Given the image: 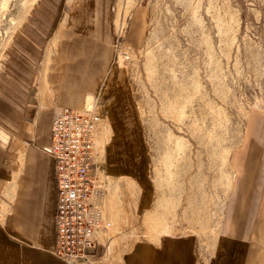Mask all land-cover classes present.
I'll return each instance as SVG.
<instances>
[{"label": "crops", "instance_id": "crops-1", "mask_svg": "<svg viewBox=\"0 0 264 264\" xmlns=\"http://www.w3.org/2000/svg\"><path fill=\"white\" fill-rule=\"evenodd\" d=\"M116 1L37 0L11 37L0 63V129L7 137L0 139V264H67L56 253L58 183L55 161L45 150L55 106L97 110L98 137L103 125L116 135L123 131L109 146L113 160L105 156L99 164L96 156L94 170L109 189L105 215L115 221L106 243L95 249L103 256L97 264H264V204L252 209L249 198L264 166L257 152L237 156L235 194L219 227L215 195L190 190L184 214L168 179L159 174L155 184L149 157L150 190L137 192V221L129 225L131 211L114 182L128 165L123 156L117 164L115 155L127 156L124 137L127 127L133 130L129 90L116 75ZM133 163L146 164L138 158ZM192 181L201 185L203 179Z\"/></svg>", "mask_w": 264, "mask_h": 264}, {"label": "rangeland", "instance_id": "rangeland-1", "mask_svg": "<svg viewBox=\"0 0 264 264\" xmlns=\"http://www.w3.org/2000/svg\"><path fill=\"white\" fill-rule=\"evenodd\" d=\"M36 1L0 0V63ZM115 28L116 75L129 90L133 130L127 127L124 137L127 156L115 155L117 164L123 156L128 165L114 182L131 211L129 225L137 221V194L150 190L151 157L155 184L159 174L168 179L179 206H188L192 189L215 195L219 227L235 194L237 156L250 151L249 157H264V0H117ZM117 131L103 125L99 164L105 156L113 160L109 146L123 135ZM6 138L0 129V139ZM137 158L146 164L135 166ZM198 175L201 185L191 182ZM250 193V207H262L264 166Z\"/></svg>", "mask_w": 264, "mask_h": 264}, {"label": "built area", "instance_id": "built-area-1", "mask_svg": "<svg viewBox=\"0 0 264 264\" xmlns=\"http://www.w3.org/2000/svg\"><path fill=\"white\" fill-rule=\"evenodd\" d=\"M100 113L55 106L52 142L45 147L55 161L58 183L56 253L67 264H97L112 222L105 215L109 189L95 171Z\"/></svg>", "mask_w": 264, "mask_h": 264}, {"label": "bare ground", "instance_id": "bare-ground-1", "mask_svg": "<svg viewBox=\"0 0 264 264\" xmlns=\"http://www.w3.org/2000/svg\"><path fill=\"white\" fill-rule=\"evenodd\" d=\"M98 140V139H97ZM97 144H98V141H97ZM97 148H99V145H97Z\"/></svg>", "mask_w": 264, "mask_h": 264}]
</instances>
